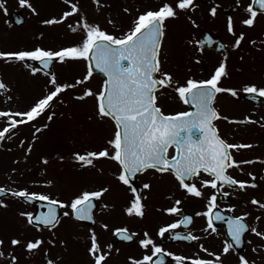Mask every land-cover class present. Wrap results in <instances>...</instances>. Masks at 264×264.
<instances>
[{
	"label": "snow or ice",
	"instance_id": "snow-or-ice-1",
	"mask_svg": "<svg viewBox=\"0 0 264 264\" xmlns=\"http://www.w3.org/2000/svg\"><path fill=\"white\" fill-rule=\"evenodd\" d=\"M19 3L21 7L26 6L32 13L38 14L31 0H19ZM64 3L68 7L61 14L44 19L41 23L48 26L65 23L69 32L78 34L77 40L55 48L37 43L30 48L0 50V60L5 63H19L32 76L42 74L47 77L43 91L26 108H0V122H2L0 147H3L5 141L17 137L21 128L30 125V134L21 138L18 145L23 150V159L27 161L39 140L38 134L48 129L50 122L57 115L53 109L58 105L69 103L65 98L67 94L70 93L77 101L92 99L93 116L98 121L111 122L112 131L97 147L73 151L71 159L81 170L94 169L100 176L105 174L103 162H114L117 168L112 172L113 178L131 194L123 209L128 216L141 218L145 216L146 197L141 189L150 190L152 181L146 180L138 186L136 179L139 174L151 170L153 175L156 173L161 176L170 175L176 183L177 191L181 193V198H176L175 193H169L168 198L172 199L173 203L163 208L164 212L180 213L183 198L188 196L204 201L201 210L159 227L158 235L163 236L167 231L181 225L189 229L195 218L200 216L205 220L201 231L206 233L207 237L213 234L220 235L218 221H223L226 226V235L220 250H213L200 243L198 248L206 255L195 252L191 256L164 249L145 229L137 243L146 251L140 258L129 256L128 260L131 264H164L165 253L168 257L174 258L175 264H188V262L226 264L224 258L245 242L247 233L255 234L264 241V229L259 226L262 215H257L254 221L249 223L247 220L251 215L249 212L234 214L235 204L228 203L222 209L218 202L219 195H228L223 191L225 186L239 190L259 186L255 172L248 171L245 173L248 179H239L231 173V169L235 168L244 173L242 165L264 163V156L238 159L234 154L236 151L251 148L253 145L231 142L222 134L218 126L219 120L237 124L258 122L251 115L242 118L229 117L222 114L217 107L218 94L229 93L233 97L239 96L237 88L222 83L223 79L230 75L227 53L225 52L207 78L187 76L182 82L172 71L164 67L166 58L163 56V42L167 35L168 21L179 19L182 13L194 11L197 7L195 0H160L155 6L146 7L142 11L137 10L130 24L123 29H119L117 21L109 16L107 23L116 29L113 31H109L97 20H90L88 14L80 7V0H64ZM94 3L98 9L105 6L101 0H94ZM253 4H258L260 9L264 10V0H253L247 5L246 11L249 15L242 19L241 23L248 27L254 25L257 17V9ZM0 8L5 12L8 11L6 0H0ZM124 11L132 12V9L125 8ZM216 12L215 6L210 9L211 15L215 16ZM73 15L78 16V19L67 23ZM187 20L194 28L199 27L191 16H187ZM227 30L235 36L231 47L240 48L246 33L243 31L237 33L231 16L228 18ZM40 36L42 37L43 33H40ZM205 42L214 43L213 37L208 35L203 40H189V43L197 46L198 52H203ZM250 43L256 44L257 41L251 40ZM218 46L220 49L226 48L222 42ZM193 59L197 63L200 62L199 56ZM33 61L38 63L34 64ZM69 61H83L85 65V71L72 81L61 78L52 70L54 63L67 64ZM97 72L102 74L104 79L99 88H94L91 86V80ZM168 90L174 92L179 101L187 106L184 110L164 109L160 99L167 95ZM11 91V84L0 74V94L4 95L6 104L13 99L9 94ZM243 91L264 97V86L255 83L244 85ZM260 120L264 121V117H260ZM19 159L18 157L17 163ZM58 159L63 161L65 157L58 154ZM40 163L47 166L49 158L46 155L41 156ZM16 171V168L12 169L13 173ZM41 171L45 174L47 167ZM32 183L52 186L55 181L45 178L33 180ZM206 188H211L212 191L206 193ZM111 190V183L99 182L92 186H82L72 192L67 199H63L59 193L53 195L31 191L26 186L0 185V207H8L7 201L3 198L5 195L23 198L26 201L46 202L44 205L46 211H40L38 214L32 211H20L19 215L25 218L27 225L34 227L38 232L42 233L47 228L52 233L47 237L38 235L26 241H22L18 236H12L11 245L13 248H25L29 256L40 252L45 240L55 246L57 240L54 238V230L61 223L62 216L95 223L94 209L98 206L97 202ZM251 203L264 214V200L253 196ZM100 207L103 210L114 205L104 203ZM60 209L68 210L61 213ZM101 227L108 229L109 225L101 222ZM114 232L126 241H133L138 235L127 226L116 228ZM89 233L90 243L87 253L91 257L92 264H107L113 246L108 244L106 251L95 228H91ZM175 236L187 241H201L206 238L194 234L193 230H187L186 234L176 232ZM60 244L64 245L66 241L61 240ZM253 251L258 254L264 253V243L255 245ZM43 253L45 264H58L61 259V257L50 258L49 249H43ZM18 261L19 257L12 249L5 250V238L0 236V264L3 262L18 264ZM236 264H256V262L245 254H239Z\"/></svg>",
	"mask_w": 264,
	"mask_h": 264
},
{
	"label": "flooded vegetation",
	"instance_id": "flooded-vegetation-1",
	"mask_svg": "<svg viewBox=\"0 0 264 264\" xmlns=\"http://www.w3.org/2000/svg\"><path fill=\"white\" fill-rule=\"evenodd\" d=\"M136 1V10L132 16L129 17V21L133 19L137 10L142 11L146 7L159 4L152 2V0ZM252 2L253 0H195L197 7L194 11L182 13L179 19L168 21L167 35L163 42V56L166 58L164 60V67L172 71L176 78L180 79L182 82L187 76L207 78L218 65V62L225 52L227 53L230 75L224 78L222 83L225 86L237 88L239 96L233 97L229 93H220L216 101L217 107L222 114L229 117L242 118L245 115H251L258 121L257 123L242 124L230 123L226 120H219L217 122L222 134L231 142H244L253 145L251 148L236 151L234 154L238 159H251L254 156H261L260 154L264 152V121L260 120V117H264V100L255 103L251 100L240 98L241 95L245 94L243 91L244 85L255 83L264 86V10L256 8L257 17L255 18L253 26L248 27L241 23L242 19L248 17L249 14L246 8L247 5ZM214 6L217 8L215 16L210 14V9ZM1 11L5 12L3 8H1ZM187 16H191L195 19L199 27L194 28L187 20ZM229 16L233 18L237 33L240 31L246 33L245 40L238 49H233L231 47L235 41V36L230 34L227 30ZM9 23L11 24V22ZM12 26L18 30L23 27ZM208 35L213 37L214 43L208 44L205 42L203 52H198L197 46L189 43V40H203ZM251 40H256L257 43L252 44L250 43ZM221 42L225 44V49L219 48L218 45ZM195 56L200 57L199 63L193 59ZM254 74L257 76V80L253 82ZM172 102L175 103V106L168 107ZM160 103L166 111L184 110L187 107L181 102L179 104L177 103L176 94L171 90H168L167 95L161 97ZM261 164V162L249 164L253 166V172L256 173L258 187H248L246 190H239L238 188L225 186L223 191L227 192L228 195H219L218 202L222 209L228 203L235 204L236 210L234 214L245 211L249 212L251 214L247 217L249 223H252L257 215H262L259 226L264 229V214H262L261 210L256 205L251 203L253 196L257 199L264 200V179H261V177H264V171H259ZM91 172L92 173L84 174L92 176L90 179L86 180L82 179L79 174H76L73 179L74 187L78 188L80 185L92 186L99 182H108L112 184V190L102 200L97 202L98 206L94 210L96 215L95 223L91 226L81 225L79 222L75 224L87 229V233L91 228H95L96 232L99 234L101 244L106 250H108L106 246L111 244L113 246L111 252H118L126 256H131L133 254L142 256L146 250L143 249L137 241L142 238L145 229L151 233L155 241L164 249L185 256H191L195 252H199L200 255H206L199 250L198 245L200 243H204L205 246L213 250L218 251L221 249L222 241L226 235L225 223L223 221L217 222L218 231L220 233L219 236L213 234V236L207 237V234L201 231L205 223L204 217L202 216L196 217L194 223L189 226V229L181 225L167 231L163 236L158 235L159 227L170 224L177 219H181L184 215L194 214L204 206V201L202 199L188 196L183 198V202L180 206V213L168 214L164 212L162 209L171 206L173 203V200L168 198L169 193H175L176 198H181V193L177 191L176 183L170 175L165 174L161 176L159 173L153 175L151 170L147 173L138 175L136 179L138 186L142 185L146 180L152 181L150 190L141 189L146 197L144 200L146 214L141 218L138 216H128L124 212V206L131 198V194L126 187L113 178L112 172L114 171H105V173H109L105 177L104 175H97L96 171ZM246 172L248 171H244V173L235 170L231 171V173L239 179H248L245 175ZM110 175L111 178L107 179ZM211 191V188L205 189L206 193H210ZM9 202L11 201H7L8 207H0L1 212L7 215L20 217L19 226L27 225L25 218L19 215L20 211L25 210H22L20 207L17 208L14 205V201L13 203ZM104 203L114 205V207L101 210L100 206ZM27 211H32V207L27 206ZM101 222L107 223L109 225L108 229L102 228ZM27 226L28 228L20 232L24 236L51 233L47 228L41 233L34 227ZM125 226L131 231L138 233V235L134 237L133 241L123 240L112 244L110 236L113 234L114 229ZM31 227L32 230L29 231ZM187 230H193L194 234L206 238L201 241H187L175 236L176 232L186 234ZM88 236L90 238V233ZM75 238L73 251L78 242L77 236H75ZM260 243H264V241H261L255 234L250 232L247 233L245 242L238 246L236 251L231 252L224 258L226 264H236L239 254H245L249 259L254 260L256 264H264V253L258 254L253 251V247ZM56 249L57 254L61 257L59 264H64L63 247L57 245ZM117 249L118 251H116ZM164 264H175V260L173 257H168L165 253ZM188 264H191V262H188Z\"/></svg>",
	"mask_w": 264,
	"mask_h": 264
},
{
	"label": "rangeland",
	"instance_id": "rangeland-1",
	"mask_svg": "<svg viewBox=\"0 0 264 264\" xmlns=\"http://www.w3.org/2000/svg\"><path fill=\"white\" fill-rule=\"evenodd\" d=\"M152 2L160 3V0H152ZM31 3L37 8L38 14L32 13L26 6L21 7L19 0H6V6L13 5L14 8L21 7L24 9L25 15L28 14V16L27 22L25 21L24 26L20 29L21 31L9 26L10 24L4 21L5 17H0V45L2 47L25 46L26 48H30L39 43L47 47L55 48L66 45L79 38L78 34H73L66 29L65 23L51 26L41 23L44 19L61 14L62 11L68 7L64 3V0H31ZM101 3L105 6L98 9L94 0H80V7L88 14L90 20L99 21L103 26L107 27L109 31L116 30L113 29L112 25L107 23L109 16L117 21L119 29L126 28L129 25L128 18L132 12H125V8L123 7H133L136 3L135 0H101ZM76 19H78V16L73 15L69 18L67 23H71ZM40 33H43L42 37ZM53 71L57 72L61 78L72 81L76 76L85 71V65L83 61H69L67 64L57 62L53 66ZM0 74L11 84L12 91L9 94L13 96L12 101L6 104L4 102V95L0 94L1 108H26L35 97L43 91V84L47 81L43 75L37 74L32 76L23 65L16 66L13 63H0ZM255 80H257V76L254 74L253 82ZM100 83V78L96 75L91 80V86L94 88H99ZM78 90L79 89H77V91ZM65 98L69 100V103L67 105H58L55 108L57 115L53 121L50 122L49 128L38 134L39 140L36 142V146L27 161L23 159V150L20 149L18 145L20 138L30 134V125L21 128L17 137H14L11 141H5L3 147H0L1 185H8L11 187H19L20 185L27 186L28 188L43 190L53 195L65 190L66 193L62 195V198L67 199L72 192L83 186L80 185V187L75 188L74 181H72L73 176L71 174L74 173V171H85L83 173H87L86 171H95L94 169L81 170L71 160V154L73 151L95 148L103 143L112 131L111 122H101L95 119L93 116L94 104L92 99L77 101L72 98L70 93L67 94ZM170 106H175V103L172 102L168 107ZM90 116L93 118L89 119ZM8 149H11V151ZM58 154L63 155L65 160L60 161L58 159ZM44 155L49 158V164L47 166L40 163V158ZM260 155L264 156V152ZM18 157L20 158L19 163L16 162ZM103 163L105 171H115L117 168L114 162ZM44 167H47V172L42 174L41 170ZM13 168L17 169L15 173L12 172ZM245 171H253V166L249 165L248 168L245 167ZM21 173H23V175H21ZM107 174L109 173H105L104 177ZM91 177V175L81 176L84 180L90 179ZM22 178H24L25 181L31 180V183L33 180L49 178L53 179L55 183L52 186L33 183L31 185L28 184V186L21 184L23 182ZM108 178H111V175L107 177V179ZM13 181H15V183H13ZM14 200V197L6 198V201H11L9 203H13ZM65 219L62 220L64 226L55 233V236L58 235V243L60 244L61 240L66 241V244H60L63 247L62 251L66 258H68V264H74L73 258L75 257L77 249L75 248V252L72 254L71 248L73 241L75 243V236H77L79 253L75 257V264L85 263L87 254L84 252V248L88 247L89 232L87 233V229L81 230V228H83L81 226H79L80 228H75L72 223H66ZM26 228H28L27 225L19 226L18 217L13 215L10 218L7 214L3 216L0 212V236L5 238V250L12 249L14 251L19 257L18 264H44V262L39 259V256L43 253V249H47V241H45L40 252L31 256H29L27 251H23L25 250L23 247L15 249L11 245L10 237L13 235L16 236V234H19ZM56 230H58V227ZM22 238L25 239V237ZM52 255L55 259L60 257V255ZM35 256H37V258L31 263L32 258ZM134 256L137 257V255ZM125 261L131 264L126 255L120 254L116 256L115 253H111L107 264H122ZM3 264H6V262H3Z\"/></svg>",
	"mask_w": 264,
	"mask_h": 264
},
{
	"label": "water",
	"instance_id": "water-1",
	"mask_svg": "<svg viewBox=\"0 0 264 264\" xmlns=\"http://www.w3.org/2000/svg\"><path fill=\"white\" fill-rule=\"evenodd\" d=\"M41 205H45V204L42 203Z\"/></svg>",
	"mask_w": 264,
	"mask_h": 264
}]
</instances>
